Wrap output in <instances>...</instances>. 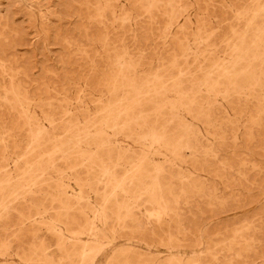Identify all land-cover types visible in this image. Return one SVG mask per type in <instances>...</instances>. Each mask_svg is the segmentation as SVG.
<instances>
[{"label":"rangeland","instance_id":"1","mask_svg":"<svg viewBox=\"0 0 264 264\" xmlns=\"http://www.w3.org/2000/svg\"><path fill=\"white\" fill-rule=\"evenodd\" d=\"M0 264H264V0H0Z\"/></svg>","mask_w":264,"mask_h":264},{"label":"bare ground","instance_id":"2","mask_svg":"<svg viewBox=\"0 0 264 264\" xmlns=\"http://www.w3.org/2000/svg\"><path fill=\"white\" fill-rule=\"evenodd\" d=\"M127 99V98H126ZM133 102V101H132ZM108 119V118H107ZM125 120V119H124ZM138 124V123H137ZM145 159V158H144ZM122 182V181H121Z\"/></svg>","mask_w":264,"mask_h":264}]
</instances>
